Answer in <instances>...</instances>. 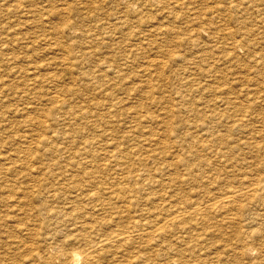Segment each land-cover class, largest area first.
Segmentation results:
<instances>
[{
	"label": "rangeland",
	"instance_id": "rangeland-1",
	"mask_svg": "<svg viewBox=\"0 0 264 264\" xmlns=\"http://www.w3.org/2000/svg\"><path fill=\"white\" fill-rule=\"evenodd\" d=\"M18 1L22 2L20 8L14 9V5H12L13 0H0V180H2V183L0 182V189H3L1 190L2 193L0 194V218L2 215V219H4L3 222H5L6 220V225L11 227V224L13 222H10V220L8 219L9 217L11 219V217L16 215V218L18 219L17 223L22 224L20 225L21 228L17 229L19 231L16 232V230H14L13 228L9 229L5 224H3L2 227L5 230L8 229L7 231H11L13 235L15 234V236H17L16 238H14L15 240L19 241L17 244L21 245L22 243L26 242V248L24 249L29 251L27 252L24 249H14L15 247L13 245H10L8 247L9 243L5 242V238L3 236L1 239L4 238L2 241L5 245L3 244V248H0V255L5 257V259L8 258L6 260V264H41V258L40 260H35L36 256H34L35 253L33 252L36 250H40L39 252H41L46 249V252L51 255H53L56 249L59 250V259H53V262L55 264H59L73 252L84 249L90 241H96L98 240L97 238H103L116 228H125L126 226L130 227L132 226L131 224L137 220H140L141 223L146 221H155L157 215H159L160 217H166L167 211H171L173 208L169 207L170 205H173L174 200L172 199L173 197L170 194L173 193V195H176V191L174 193L173 189L171 188L172 184L171 182H168V180H172L171 174L174 173L175 168H180L179 166L176 167L174 162L179 159L181 160L183 158L185 159L186 157L188 158L191 154H196L192 153L196 152V150H198L197 152H201V156L202 154L205 155L206 151L202 152V150H199L200 147L197 148L198 146L195 145L199 142L203 143L205 141L211 140L213 144L215 143L213 142V139L214 141H216L215 139L217 137H215V135H225V137H228L229 140L231 139L230 137L235 140H245L249 139L250 136L253 135L254 138L256 137L254 141L259 143V145H263L264 140L262 138L264 137H261V134H264V0H161V2H177L181 5L180 8H169L168 10H166L163 6H160L162 4L156 5L155 0H89L88 2L87 0ZM128 1H132L131 4L128 3L129 6L127 5ZM150 5H152V7ZM24 6L25 8H23ZM125 7H127L128 9ZM12 11L14 12L12 13ZM7 12H9L8 16ZM23 12L25 14H23ZM132 12L134 13L132 14ZM21 15L26 16L22 17ZM122 15H124L126 18ZM115 18L117 19L116 21ZM119 18L121 19V21L123 19V21L121 22ZM23 21H25L26 23L24 22L23 24ZM119 21L122 25L126 23L127 27L125 28H128L124 30V34L122 35H118V31H116L119 27L120 30H122V28L124 29V25L121 27ZM110 24L112 25V28ZM23 25L26 26L24 27ZM108 28L113 29L112 31L109 29L112 33H107L109 31L107 30ZM150 28L154 30V32ZM150 30L152 31V34ZM98 31L102 32H100L99 34ZM103 34H106L105 36H108V38L105 36H99ZM147 34L150 35L147 36ZM116 36L120 38H117ZM137 36H139V38ZM20 38H23L21 42H19ZM175 38L176 40H174ZM137 45L139 46L138 50L136 49L134 51V49L137 48ZM132 46L134 48L131 50ZM117 52L122 55L120 56ZM161 53L163 55H161ZM3 55H8V57L13 56V58H11L10 60V58ZM86 55L88 57H86ZM155 55H157L156 57L158 59L155 57ZM6 57L8 58L7 60ZM150 58H154V61H150ZM145 59L147 61H145ZM7 61L10 62V64ZM94 62L96 63V65ZM143 62L144 64L148 63L147 66L143 64V67L145 66V68L140 66ZM151 62L152 64H150ZM104 64H111L113 66L114 73L113 71H103V69L106 68ZM91 65L94 66V69L91 67ZM137 65L139 66V68H137ZM97 69H99L101 73ZM118 69H120L119 72ZM144 69L149 70L148 72L146 71V73H144ZM152 69L155 71L153 72ZM123 76L125 78H123ZM48 77L50 80L52 79L54 81H48ZM137 78L140 81H143L142 78H144L146 82L144 80L143 82L141 81L139 83V81L136 80ZM110 81L112 85L109 84ZM47 82L51 83L49 84ZM104 84L105 87L107 86V84L108 86L105 88ZM54 86L56 89H53ZM135 87L139 88L135 90ZM197 87H200V90H196ZM100 89L102 90L100 91ZM55 90L59 92H55ZM61 91L63 92V94L61 93ZM47 92L49 95L46 94ZM53 93L55 95L59 94V98L57 100L53 98L55 97ZM110 94L111 96H109ZM42 98L45 99L43 100ZM61 100H63L65 103L62 102L61 104ZM22 104L25 105L21 106ZM111 104H113L114 107H112ZM27 105H31V107H28ZM24 106L27 110L23 109ZM79 106H81V108L83 109H81ZM108 106L112 108L110 109ZM103 107H105L106 112ZM65 108L66 110L69 108L70 110L74 109L75 114L73 113V116L69 115V118H67L66 121L62 122L58 120V117L60 116V114L62 115V113L66 111ZM78 108L80 109L77 111ZM20 109H22V111H18ZM58 110L60 112H56ZM80 110L83 111L82 114L80 113L82 112ZM123 110H125L124 113ZM134 111L136 112V114ZM54 112L56 114H54ZM78 112L81 114V116H79ZM119 113L120 115L122 113L121 116H123L124 114L125 116L123 117L127 116V119L119 116ZM38 114L41 116H38ZM46 114H49L50 117ZM52 114L54 115L51 116ZM129 114L131 115L129 116ZM3 115L5 117L1 118ZM136 115H139V117L142 116L143 118L138 117V119ZM75 116L77 118H75ZM82 116L84 118L88 116L87 118L89 120L87 118L84 119ZM27 117L29 119L31 118L32 121H35L33 123H29L30 128L27 125L28 121H30L29 119H27ZM46 118H48V121ZM70 118H72V120ZM93 118H95L94 121L96 122L93 121ZM42 119L45 121V123ZM137 120L139 121V123ZM239 120H241V122ZM68 121L70 123H68ZM74 121L76 122L74 123ZM84 121L86 122V125H83L85 124ZM136 123L138 125H136ZM233 123H237L236 125H234V128L236 127L237 129L239 127L238 130H240V132L235 130L234 132H227V126H230V124L232 126ZM31 124L33 125V127ZM240 125L242 126L240 127ZM38 126L40 127V129ZM31 127L33 129L36 128L35 131L32 130ZM26 128L27 131L25 130ZM30 129L34 133L36 132L39 136L37 134H34ZM39 130L41 132H39ZM258 132H261V134ZM40 133L42 136L40 135ZM68 133L71 137H69ZM191 133H193V135H191ZM28 134L31 135H29L28 137L29 140L31 139V142L26 139ZM254 134L259 135L255 136ZM33 135H35V137ZM52 135L58 137L55 138V136ZM204 135L207 137H204ZM62 136H65V138L67 139ZM38 137L40 139L43 137L41 139L42 141H40ZM259 137H261L260 140L262 139L263 141H259ZM87 138L89 139V141L92 140V142L96 141L97 143H99L97 144L93 142L91 146L86 145L89 143L84 142V140ZM32 139H34L38 143H36ZM54 139L56 142L54 141ZM144 139L146 140V142L149 141L147 143L148 145L145 141H143ZM232 139L230 141H233ZM26 140L29 143L28 145L26 144ZM49 140L52 141L51 144ZM64 140H67L68 142ZM156 141L157 146L155 143ZM41 142H44V144H42ZM82 145L86 149H83ZM96 145L98 146L95 147ZM108 146H114L115 148H109ZM179 146L181 147L178 148ZM23 147H25L26 149ZM63 147L65 150H63ZM189 147H193L192 149L196 147V150H191V148L188 149ZM51 148L53 149V152ZM55 148H60V150L62 149V152L59 151V149ZM118 149H120L121 152L118 151ZM188 150H191L192 152L190 151L189 153ZM55 151L57 152L54 153ZM50 152H52L53 154ZM118 152L120 154H123L119 155ZM154 152H160L161 154H163L164 158L155 159L149 157V154L151 155ZM115 153L116 155H114ZM187 153L188 156L186 155ZM81 154L86 158H89V155H92V157H94L91 158L92 160L90 158L86 159L82 157ZM78 155L81 157H79ZM99 155L103 157H99ZM109 155H114L115 157L109 158ZM196 155L200 156L199 153ZM64 156L65 158L67 156V158L64 159ZM145 157H148V160ZM81 158H83V165L80 160ZM119 158H122V161L119 162ZM35 159L37 160L35 161ZM110 159H113V161L116 159L118 160V162L115 163L113 161H109ZM64 160H66L65 162L68 161V163L62 162ZM86 160L88 162L90 160L91 165H89L90 163H88ZM70 161L78 162L79 164H77L79 166L82 165V167L80 166L81 168L87 170L90 169L91 172L95 170V172L91 173L92 180L87 181L88 176H85L84 169L77 167V164L75 162L74 165V163ZM47 163L51 164L52 169L50 168V164L48 165ZM87 163L88 165L86 166L85 164ZM110 163L113 164L111 165ZM114 163L116 164V167L114 166ZM120 163H124L122 165L123 167H120ZM172 163L174 164L172 165ZM56 164L58 167L56 166ZM64 164L65 166H63ZM47 165L49 167H47ZM168 165H170L171 167H169ZM67 166L70 169H67ZM173 166L175 168H173ZM64 167H66V169ZM114 167L118 168L116 169L117 171L115 170L116 172L113 171ZM127 168L131 172H129ZM141 168H143L144 171L141 170ZM156 168H158V171ZM100 169L102 171H100ZM154 169H156L155 172L157 173L154 172ZM159 169H161L162 174H159ZM36 170H41V172H38ZM119 170L122 171L119 172ZM164 170L168 174H166ZM97 171L100 173L102 172V175L98 173L99 179ZM32 172H37L44 175L40 176L39 174ZM80 172L83 174H81ZM103 172L105 173V177L103 176ZM110 172H112V174ZM124 172H129V174L133 172L134 175L136 173H140L141 177L136 175V178L134 177L132 181L130 179V181H128V179L125 178L129 175ZM70 173L71 175H67ZM27 174L31 176L35 175L34 177H36V179H39V181L33 182L28 180V178H26ZM115 174L118 176L119 180L117 179V176ZM163 174L166 176H163ZM77 175L79 176L77 177ZM96 175L97 177H95ZM146 176H149L148 180H142V178L144 179L146 178ZM2 177L3 179H1ZM47 177L49 178L47 179ZM120 177H122V179L124 180L122 181ZM150 177L152 180L150 179ZM82 178L84 181L81 180ZM15 179H17L16 182ZM139 179L140 181H138ZM74 180L76 181L74 182ZM78 180L80 181V188L83 189L89 187L88 189L91 188V191L93 187L94 190L96 189L95 187H97V189H102L106 188L110 184L113 186L117 185V183L119 182L120 184H123L122 182H127L132 185L134 183V185H136L140 189L135 188L134 192L136 193H132V195L136 194L132 198L135 199L133 200V202H130V196H128L129 198H125L124 201L118 200L116 196H119L120 192L117 191V189L114 191V188L112 187V189H110L112 191L110 192V199H112V203L111 200L108 199L109 194L107 197V194L105 192V194L102 195V199L100 198L99 200L104 201L103 198L105 197L106 202L109 200L108 203H106L109 207L103 210L101 213L97 214L94 211L99 207L98 200L97 202L96 200H93L94 202H89L88 200L85 201L86 199L84 200L83 196L80 197L83 200L78 197L75 201V199L71 198L73 193L70 190H72L71 188L74 187L72 186L74 183L76 185L77 182H79ZM101 180L102 183L104 182L103 184L101 183ZM141 180L143 181L142 185L144 187L140 183ZM97 181H99V183ZM6 182H10V185ZM65 182H67L68 184H66ZM146 182L148 184H146ZM159 182L162 184H160ZM164 182L169 185L163 184ZM65 184L68 186H66ZM90 184H92V187L89 186ZM69 185L72 187H70ZM159 185H161V188L159 187ZM3 186H5L6 188H3ZM64 186L66 188L70 187V189H66ZM167 186L170 188H167ZM63 187L65 188V190ZM114 187L116 188V186ZM21 188L24 189L22 191L24 194L20 192L22 190ZM26 188L28 190L38 189L41 194L40 199L38 200L35 195L26 194ZM167 189H171L172 192L170 190L167 191ZM42 190L44 193H41ZM47 190L48 192H45ZM55 190L56 193H54ZM187 190V187L184 188L183 191L178 190V196H182V198H184V196L186 197L185 194L187 193ZM212 190L213 189L211 188L210 191ZM49 191L53 192L55 195L53 193L50 194ZM66 191L68 194L66 193ZM156 192L157 194H159L158 196ZM160 192L162 193V195H160ZM49 195L52 197H50ZM120 195L126 196V194ZM163 195L165 201H162L163 198L161 196ZM165 195L166 197L167 195H169L170 199L168 197L167 199ZM23 196H26V214L21 213V210L24 209H21V206L18 205H22V203L19 201H22V198H25ZM188 196H190V194ZM158 197L161 198L157 200ZM7 198L9 200H7ZM1 199L3 201H1ZM5 199L8 203L5 202ZM50 199L52 200V202ZM241 199L237 203H241ZM244 199L245 198H243L242 200ZM55 200L58 203H55ZM73 200L77 203V205ZM145 200H147L146 203ZM259 200V198L252 200L245 199L240 204L242 207L241 209L239 208L240 211L238 212L236 211L237 208L234 209L232 207L230 209H234L232 212H236L235 214L237 215V218L234 221H238L237 223L233 221L227 224L224 221H221L222 219L220 220V217H216L214 221L213 219H211V223L213 222V224L210 226L211 228L214 227V229L212 228L213 234L217 235L211 234L207 236L206 239L202 238V241L199 240L198 242L199 244H202V248L208 251H204L203 253H208L209 256L207 257H211L209 258L212 259L210 260L211 262H213L214 264H234V262L236 261L235 264H264V252H262L263 248H261L262 246L264 247V231L262 230L264 228V202L262 199L261 202ZM249 201H251V204L249 203ZM127 202H129V204H127ZM257 202L261 207L258 206L259 204L257 205ZM125 203L126 205H130V207L126 209L127 211H124L122 213L120 221L114 220L113 213H115L116 211H120L121 209L119 207L125 205ZM110 204H113V207ZM116 204H118L117 207H119L115 211ZM132 204L134 206H132ZM160 204H162L163 206H161ZM2 206H5L3 207V210ZM59 206L61 208H59ZM84 206L86 208H84ZM234 206L236 205L234 204ZM68 207H70V209ZM66 208L68 210H66ZM157 208L160 210H158ZM124 209L122 208V210ZM51 210L57 212L56 214L58 216L56 215V218L60 221L54 220L56 218L43 217L44 213H47L46 211ZM71 210V213L73 215H71L70 213ZM9 213H11V215ZM255 213H257L258 215ZM255 215H257L256 218L260 216L258 220L255 218L253 222H249V219L247 218L250 216L255 217ZM5 216H7L6 219ZM125 216L128 217L126 218ZM59 217H62L63 219H60ZM70 218L71 220H69ZM73 219H75V221L81 220V222H84L83 226L85 230H87L84 237L80 236L81 233H79V231L74 230L75 227L72 225L74 222L72 221ZM37 220L41 221L37 222ZM27 223H31L29 225V230L32 231L30 232L28 230L31 234V237H24L21 233H19L20 229L26 227ZM39 223H41V225H39ZM146 223L152 224L149 222ZM250 223L252 225H250ZM255 223L257 224V227ZM70 224L71 226H69ZM260 224L262 225L261 229ZM217 226H219V228ZM251 228L254 232H257V234L260 235L253 236L254 238L246 237V233L244 232V230L247 229L245 231H249L251 230ZM170 229L173 230V228ZM174 231H171V233H173ZM171 233L170 235H172ZM169 240L170 237H167L168 242ZM133 241L134 242L131 245L124 244L121 249L117 248V251L114 250V247L105 248L103 251L107 256H104L103 254L101 256L102 259L100 257V263L110 264L112 262L113 264H121L122 262V264H124L123 261L125 260L123 259L130 258L132 260L131 262H129V264H137L139 260L133 257L135 250L134 248L136 246H144L145 243H150L148 246L144 247L148 249L154 245V248L151 251H146V254L149 255V258H146L145 262L140 261L138 264H143L141 262H144V264H157L158 262V264H164L165 262L167 264H174L170 259V251H164L165 249L163 250L161 244L155 247V245L158 244L155 240H153L155 244H153L152 241L146 242L145 240H141V242L144 241L142 242V244L141 242H139L138 244V241L140 240H136V242L135 240ZM33 244H36V246L38 245L39 247L35 249V246ZM254 245L256 248L254 247ZM243 246H246L249 251L247 253H243L242 257L234 251H239L241 248H243ZM32 247L34 248V250ZM207 248H211L210 251ZM4 249L6 251H4L5 253L3 252ZM107 249H109V252L107 251ZM121 250H124L127 253L124 254V252ZM161 250L164 251V253ZM114 251L118 254H116ZM112 252L115 256L112 255ZM213 252H218L219 254H217V256L215 255V257H212L213 254L211 255V253ZM233 252L237 255H234ZM156 254H159V256L156 257L157 259L153 258L152 256ZM221 254H223L224 256ZM238 255L240 256V258H238ZM259 255L261 256L260 260L258 257ZM118 256H121L120 260V257ZM150 256H152V259ZM234 256H237V259ZM251 256L256 258H251ZM114 257H116L117 259H114ZM162 257H164L165 260H161ZM166 257H168V259ZM214 258H217L215 259L216 262L214 261ZM209 259H207V261ZM231 259H233L234 261ZM253 259L254 261H252ZM23 260L25 262H23ZM104 260H106L107 263L106 261L103 262ZM246 260L247 262L250 261L251 263H247Z\"/></svg>",
	"mask_w": 264,
	"mask_h": 264
},
{
	"label": "bare ground",
	"instance_id": "bare-ground-1",
	"mask_svg": "<svg viewBox=\"0 0 264 264\" xmlns=\"http://www.w3.org/2000/svg\"><path fill=\"white\" fill-rule=\"evenodd\" d=\"M26 1V0H25ZM82 1V0H81ZM89 0H87V2H88ZM156 1V5H160V4H162V5H160V6H163L166 10H168L169 8H180V4H178L177 2H169V1H165V2H161V0H155ZM154 1V2H155ZM104 2V1H103ZM23 3H25V2H23ZM131 4L132 3V1H128L127 2V5L129 6V4ZM22 4V2L21 1H18V0H13V2H12V5H14L13 6V8L15 9V8H20V5ZM81 4V3H80ZM84 4H85V2H84ZM152 4V3H151ZM154 4V3H153ZM24 5V4H23ZM79 5V4H78ZM155 5V6H156ZM130 6H132V5H130ZM151 7H152V5H150ZM98 7V6H97ZM100 7H101V5H100ZM23 8H25V6L23 7ZM82 8V7H81ZM125 8H127V7H125ZM78 9V8H77ZM128 9V8H127ZM126 9V10H127ZM12 10V9H11ZM20 10V9H19ZM21 10H23V9H21ZM135 11V10H134ZM9 12H11V11H9ZM9 12H7V16H8V13ZM14 11H12V13H13ZM136 12V11H135ZM22 13V12H21ZM134 12H132V14H133ZM23 14H25L24 12H23ZM59 15V14H58ZM119 15V14H118ZM117 15V16H118ZM135 15V14H134ZM22 17L23 16H26V15H21ZM60 16V15H59ZM123 17H125L124 15H122ZM24 18H26V17H24ZM116 18H118V17H116ZM115 18V21L117 20ZM126 18V17H125ZM20 19V18H19ZM120 19V18H119ZM120 21H121V19H120ZM120 21H119V23H120ZM122 21H123V19H122ZM121 21V22H122ZM17 22V21H16ZM24 22L25 21H23V24H24ZM111 22V21H110ZM21 23V22H20ZM26 23V22H25ZM113 23H115V22H113ZM124 23V22H123ZM17 24H19V23H17ZM112 24V23H111ZM110 24V25H111ZM121 24V23H120ZM124 25V26H123ZM121 24L120 26L122 27H124V29L122 28V30H120V27L116 30V31H118V35L120 34V35H122V34H124V30H126V29H128V28H125V27H127V24L126 23H124V24ZM24 27L26 26V25H23ZM117 26V25H116ZM129 26V25H128ZM114 27V26H113ZM151 27H153V26H151ZM111 28H112V25H111ZM111 28H108L107 30H113V29H111ZM151 29V28H150ZM105 30V29H104ZM107 30H106V32H107ZM108 31L107 33H112L111 31ZM152 30V29H151ZM150 30V31H151ZM96 31V30H95ZM120 31V32H119ZM149 31V32H150ZM153 32H154V30H152ZM152 31H151V34H152ZM94 32V31H93ZM99 32V34H100V32H102V31H98ZM114 32V31H113ZM137 32V31H136ZM148 32V33H149ZM104 33V32H103ZM140 33V32H139ZM138 33V34H139ZM94 34V33H93ZM98 34V33H97ZM114 34V33H113ZM249 34V33H248ZM95 35V34H94ZM106 35V34H105ZM104 34L103 35H99V36H105ZM112 35V34H111ZM110 35V36H111ZM115 35V34H114ZM113 35V36H114ZM133 35H135V34H133ZM142 35V34H141ZM148 35H150V34H147V36ZM156 35V34H155ZM175 35V34H174ZM247 35V34H246ZM250 35V34H249ZM82 36V35H81ZM89 36V35H88ZM109 36V37H110ZM112 36V37H113ZM143 36V35H142ZM146 36V37H147ZM85 37H87V36H85ZM90 37H91V35H90ZM102 37H100V38H102ZM105 37H107L108 38V36H105ZM111 37V38H112ZM117 38H120V37H118V36H116ZM135 37V36H134ZM138 38H139V36H137ZM75 38H76V36H75ZM78 38V37H77ZM99 38V37H98ZM177 38V37H176ZM176 38L174 39V40H176ZM23 39V38H22ZM21 38H20V41L19 42H21V40H22ZM25 39V38H24ZM142 39V38H141ZM167 39H169V38H167ZM100 40H102V39H100ZM109 40H111V39H109ZM113 40V39H112ZM114 40H115V37H114ZM16 41V40H15ZM173 41V40H172ZM24 42V41H23ZM22 42V43H23ZM174 42V41H173ZM177 42V41H176ZM16 43H18V42H16ZM117 43V42H116ZM167 43V42H166ZM14 44H15V42H14ZM118 44V43H117ZM116 46V45H115ZM134 46V45H133ZM132 46V48H131V50L134 48ZM138 45H137V48H135L134 49V51L137 49L138 50ZM0 48H1V46H0ZM113 50H115V49H113ZM118 50V49H117ZM130 50V49H129ZM128 50V51H129ZM140 50H142V49H140ZM228 51V50H227ZM113 53H114V51H113ZM118 53V52H117ZM121 53V52H120ZM130 53V52H129ZM132 53H134V52H132ZM136 53V52H135ZM86 54V53H85ZM116 54V53H115ZM119 54V53H118ZM120 55V54H119ZM122 55V54H121ZM120 55V56H121ZM161 55H163L162 53H161ZM3 56H7L8 57V55H3ZM2 56V57H3ZM94 56H96V55H94ZM157 55H155V57H156ZM6 57V60L8 59V58H10V60H11V58H13V56L12 57H8L7 58ZM23 57H25V56H23ZM86 57H88L87 55H86ZM90 57V56H89ZM94 58V57H93ZM157 58V57H156ZM211 58V57H210ZM17 59V58H16ZM16 59H13V60H16ZM147 59V58H146ZM145 59V61H147ZM151 59V58H150ZM154 58H152L150 61H154L153 60ZM158 59V58H157ZM12 60V61H13ZM18 60V59H17ZM23 60V59H22ZM90 60V59H89ZM95 60V59H94ZM93 60V61H94ZM149 60V59H148ZM11 61V62H12ZM25 61V60H24ZM63 61V60H62ZM91 61V60H90ZM141 61H143V60H141ZM144 61V62H145ZM158 61V60H157ZM161 61V60H160ZM6 62V61H5ZM8 62V61H7ZM144 62L142 63V65H140V64H138V65H140V66H142L143 67V64H144ZM152 62L150 63V64H152ZM9 64H10V62H8ZM13 63V62H12ZM62 63V62H61ZM95 63V62H94ZM97 63H99V62H97ZM141 63V62H140ZM147 64L148 63H146V64H144L145 66H147ZM158 64V63H157ZM156 64V65H157ZM12 65V64H11ZM95 65H96V63H95ZM97 65H99V64H97ZM105 65V64H104ZM137 65V66H138ZM160 65H161V63H160ZM8 66H10V65H8ZM145 66L143 67V68H145ZM152 66H155V65H152ZM151 66V67H152ZM158 66V65H157ZM164 66V65H163ZM162 66V67H163ZM91 67L93 68L94 66H92L91 65ZM90 67V68H91ZM100 67V66H99ZM102 67H103V65H102ZM105 69H103V71L104 70H107V71H113V73H114V70H113V66L110 64H107V65H105ZM115 67V66H114ZM150 67V66H149ZM149 67H147V68H149ZM160 67V66H159ZM126 68H127V65H126ZM125 68V69H126ZM137 68H139V66L137 67ZM136 68V69H137ZM94 69V68H93ZM92 69V70H93ZM115 69V68H114ZM140 69H142V68H140ZM155 69V68H154ZM162 69V68H161ZM164 69V68H163ZM97 70H99V69H97ZM116 70H117V68H116ZM119 70L120 69H118V72H119ZM127 70V69H126ZM139 70V69H138ZM145 70V69H144ZM149 70V69H148ZM148 70H145V72L144 73H146V71L148 72ZM156 70V69H155ZM155 70H153L152 69V71L154 72ZM100 71V70H99ZM102 71V72H103ZM122 71V70H121ZM150 71H151V68H150ZM116 72V71H115ZM118 72H117V74H118ZM14 73V72H13ZM100 73H101V71H100ZM122 73V72H121ZM10 74V73H9ZM20 74V73H19ZM116 74V73H115ZM115 74H113V75H115ZM149 74V73H148ZM209 74H211V73H209ZM123 75V74H122ZM142 75V74H141ZM146 75V74H145ZM207 75V74H206ZM108 76V75H107ZM106 76V77H107ZM117 76V75H116ZM143 76V75H142ZM141 76V77H142ZM148 76V75H147ZM146 76V77H147ZM208 76V75H207ZM211 76V75H210ZM146 77H145V79H146ZM205 77V76H204ZM212 77V76H211ZM122 78V77H121ZM123 78H125L124 76H123ZM210 78V77H209ZM143 79V81L145 80L144 78H142ZM149 79V78H148ZM47 80V79H46ZM50 79H49V77H48V81H49ZM52 80V79H51ZM50 80V81H51ZM122 80H124V79H122ZM137 81H139V83L142 81H140L138 78L136 79ZM54 80H52V82H53ZM108 81H109V79H108ZM120 81H121V79H120ZM142 81V82H143ZM145 82H146V80H145ZM47 83H49V82H47ZM51 83V82H50ZM49 83V84H50ZM103 83V82H102ZM150 83V82H149ZM100 84V83H99ZM106 84V83H105ZM105 84H104V87H105ZM109 84H111V81L109 82ZM112 85V84H111ZM110 85V86H111ZM136 85H138V84H136ZM135 85V86H136ZM141 85H142V83H141ZM143 85H145V84H143ZM51 86V85H50ZM52 86H53V83H52ZM107 86H108V84H107ZM106 86V87H107ZM97 87V86H96ZM100 87H101V85H100ZM103 87V88H104ZM105 87V88H106ZM140 87V86H139ZM139 87H135V90H137ZM141 87H143V86H141ZM145 87V86H144ZM53 89H56L55 88V86H54V88ZM99 89V88H98ZM102 89H100V91H101ZM122 90V89H121ZM196 90H200V87H197L196 88ZM52 91V90H51ZM25 92V91H24ZM55 92H59V91H56L55 90ZM61 93L63 94V92L61 91ZM61 93H60V96H61ZM47 95H49L48 94V92L46 93ZM54 94V93H53ZM46 95V96H47ZM55 95V94H54ZM51 96V95H50ZM53 96V95H52ZM109 96H111V94L109 95ZM113 96V95H112ZM24 97V96H23ZM26 97V96H25ZM42 97H44V96H42ZM65 97V96H64ZM51 98V97H50ZM50 98H49V100H50ZM53 98H55L56 100L59 98V94H57V95H55V97H53ZM53 98H52V100H53ZM114 98V97H113ZM129 98V97H128ZM43 99V98H42ZM45 99V98H44ZM43 99V100H44ZM46 99H48V98H46ZM65 99V98H64ZM115 99V98H114ZM52 100H51V102H52ZM66 100V99H65ZM130 100V99H129ZM183 100V99H182ZM46 101V100H45ZM44 101V102H45ZM60 101V100H59ZM47 102H49V101H47ZM62 102H64L63 100H61V104H62ZM59 103V102H58ZM65 103V102H64ZM30 104V103H29ZM23 105H25V104H22L21 106H23ZM65 105V104H64ZM64 105H62V106H64ZM28 106V105H27ZM58 106V105H57ZM111 106L112 107H114V105L113 104H111ZM28 107H31V105H29ZM80 108H81V106H79ZM83 107V106H82ZM110 109L112 108V107H110V106H108ZM115 107H116V105H115ZM23 108V107H22ZM63 108V107H62ZM80 108H78L77 109V111L80 109ZM104 108V110H105V107H103ZM23 109H25V110H27L26 108H25V106H24V108ZM59 109V108H58ZM75 109H76V107H75ZM81 109H83V108H81ZM118 109H121V108H118ZM55 110H56V108H55ZM62 110V109H61ZM65 110H66V108H65ZM113 110V109H112ZM117 110V109H116ZM16 111H17V109H16ZM18 111H22V109H20V110H18ZM24 111V110H23ZM29 111V110H28ZM74 109H71L70 110V108L69 109H67L65 112L64 111H62V112H64V113H62V115L60 114V116L58 117V115H57V117L59 118L58 120H60V121H66L67 120V118H69V115H74L75 113H74ZM80 111H82V110H80ZM114 111V110H113ZM118 111V110H117ZM124 111L125 110H123V113H124ZM130 111V110H129ZM48 112V111H47ZM46 112V113H47ZM56 112H60L59 110L58 111H56ZM105 112H106V110H105ZM110 112V111H109ZM121 112V111H120ZM135 112V111H134ZM1 113V112H0ZM25 113V112H24ZM26 113H27V111H26ZM25 113V114H26ZM51 113H53V112H51ZM74 113V114H73ZM79 113V112H78ZM81 114L83 113V111L82 112H80ZM79 113V116H81V114ZM88 113V112H87ZM115 113V112H114ZM114 113H112V114H114ZM132 113V112H131ZM4 114V113H3ZM54 114H56L55 112H54ZM54 114H52L51 116H53ZM77 114V113H76ZM86 114V113H85ZM85 114H84V116H85ZM89 114V113H88ZM110 114V113H109ZM133 114V113H132ZM135 114H136V112H135ZM5 115V114H4ZM2 116L1 118H4L5 116ZM46 115H48L49 116V114H46ZM78 115V114H77ZM111 115V114H110ZM121 115H122V113H121ZM120 115V113H119V116H121ZM131 114H129V116H130ZM134 115V114H133ZM38 116H41V115H39L38 114ZM112 116V115H111ZM123 116H125L124 114H123ZM123 116H121V117H123ZM137 116V115H136ZM36 117V116H35ZM50 117V116H49ZM48 117V118H49ZM55 117H56V115H55ZM83 117V116H82ZM88 117V116H87ZM86 117V118H87ZM114 117V116H113ZM127 117V116H126ZM126 117H123V118H126ZM139 117V115L137 116V118ZM140 117H142V116H140ZM139 117V118H140ZM33 118H34V116H33ZM32 118V119H33ZM43 118V117H42ZM44 118H45V116H44ZM48 118H46L47 119V121H48ZM74 118V117H73ZM75 118H77L76 116H75ZM84 118V117H83ZM86 118H84V119H86ZM122 118V119H123ZM129 118V117H128ZM138 118V119H139ZM143 118V117H142ZM141 118V119H142ZM27 119H29L28 117H27ZM40 119V118H39ZM45 119V120H46ZM71 120H72V118H70ZM80 119V118H79ZM88 119V118H87ZM94 119L95 118H93V121H94ZM127 119V118H126ZM133 119V118H132ZM134 119H135V117H134ZM133 119V120H134ZM30 121H28V126H29V128H30V125H29V123L31 122V123H33V122H35V121H32L31 120V118L29 119ZM43 120V119H42ZM69 120V119H68ZM74 120V119H73ZM89 120V119H88ZM82 121V120H81ZM87 121V120H86ZM92 121V120H91ZM110 121V120H109ZM108 121V122H109ZM128 121H129V119H128ZM138 121V120H137ZM240 122H241V120H239ZM1 122V121H0ZM43 122L45 123V121L43 120ZM54 122H57V121H54ZM76 121H74V123H75ZM94 122H96V121H94ZM24 123V122H23ZM48 123H50V122H48ZM67 123V122H66ZM68 123H70L69 121H68ZM84 123L85 124H83V125H86V122L84 121ZM91 123V122H90ZM130 123V122H129ZM135 123V122H134ZM138 123H139V121H138ZM26 124V123H25ZM35 124V123H34ZM237 124V123H236ZM235 123H233V125L231 126V124H230V126H227V132L228 133H230V131H232V132H234V130L235 131H239L240 132V130H238V128L236 129V127L234 128V125H236ZM32 125V124H31ZM38 125V124H37ZM41 125H43V124H41ZM136 125H138L137 123H136ZM223 125H225V124H223ZM226 125H228V124H226ZM26 126V125H25ZM34 126H36V125H34ZM91 126V125H90ZM103 126H104V124H103ZM133 126H135V125H133ZM242 125H240V127H241ZM4 127V126H3ZM27 127V126H26ZM32 127H33V125H32ZM31 127V128H32ZM39 127V126H38ZM47 127H48V124H47ZM46 127V128H47ZM100 127V126H99ZM113 127H114V125H113ZM217 127H219V126H217ZM221 127V126H220ZM28 128V129H29ZM44 128V127H43ZM43 128H41V129H43ZM45 128V129H46ZM199 128V127H198ZM202 128V127H201ZM204 128V127H203ZM224 128V127H223ZM35 129L36 128H32V130H34L35 131ZM39 129H40V127H39ZM103 129V128H102ZM242 129H243V127H242ZM26 131H27V128L25 129ZM24 130V131H25ZM31 130V129H30ZM31 130V131H32ZM73 130H75V129H73ZM105 130V129H104ZM112 130V129H111ZM206 130V129H205ZM204 130V131H205ZM264 130V129H263ZM25 131V132H26ZM29 131V130H28ZM102 131V130H101ZM100 131V132H101ZM203 131V130H202ZM245 131H247V130H245ZM30 132V131H29ZM33 132V131H32ZM31 132V133H32ZM39 132H41L40 130H39ZM74 132V131H73ZM97 132V131H96ZM103 132V131H102ZM195 132H196V129H195ZM30 133V134H31ZM34 133V132H33ZM242 133V132H241ZM248 133V132H247ZM254 133V132H253ZM252 133V134H253ZM258 133H260L261 134V132H258ZM264 133V132H263ZM30 134H28V136H27V138L26 139H28L29 140V135ZM34 134H37L36 132L34 133ZM69 134V133H68ZM205 134V133H204ZM38 135V134H37ZM40 135H41V133H40ZM72 135V134H71ZM104 135V134H103ZM151 135H153V134H151ZM191 135H193V133H191ZM190 135V136H191ZM244 135V134H243ZM255 135V134H254ZM256 135H259V134H256ZM255 135V136H256ZM31 136V135H30ZM34 137H35V135H33ZM39 136V135H38ZM42 136V135H41ZM52 136H55V135H52ZM66 136H68V135H66ZM217 136V137H216ZM228 136H230V135H228ZM264 137V134L262 135L261 134V137ZM56 137H58V136H55V138ZM62 137H64L65 138V136H62ZM69 137H71L70 136V134H69ZM189 137V136H188ZM192 137V136H191ZM204 137H207V136H205L204 135ZM215 137H216V141H214V139H213V142H215V143H213L212 144V142H211V140H208V141H205V142H203V143H197V144H195L196 146H198L197 148H199L200 147V149L199 150H202V152L203 151H206V154L205 155H203L202 154V156L200 155L201 154V152H197L198 150H196L195 148L194 149H192L193 147H189L188 149H190L191 148V150H196V152H192L191 150V152L192 153H196V154H198L199 153V155L200 156H197L196 154H191L188 158L186 157L185 159L183 158V159H179V160H177L176 162H174L175 163V165H176V167H180L179 169L178 168H175L174 166H173V168H175V170H174V173L173 174H171L172 175V177H171V179L172 180H168V182H171V184H172V189H173V191H174V193H175V191H176V195H173V193L172 194H170V195H172V199H174L173 200V205L171 206H169V207H173L172 208V210L171 211H167V213H166V217L165 216H163V217H160L159 215H157L156 216V218H155V221H146V222H149V223H152V224H147L146 222H143V223H141V221L140 220H137V221H135V222H133L131 225L132 226H126L125 228H116V229H114L113 231H111L107 236H105V237H103V238H97L98 240H96V241H90L88 244H87V246L84 248V249H82V250H80V251H75V252H73L70 256H67L66 258H65V260H63V261H61L59 264H101L100 262H101V260H100V257L104 254V256H107V255H105L106 253H104V249L105 248H108V247H114V250H116L117 251V248L119 249H121V247H123L124 246V244H132L134 241L133 240H135V242H136V240H140V241H138V244H139V242H141V240H145L146 242L147 241H149V242H151L152 241V243L153 244H155L154 243V241L153 240H155L158 244L157 245H155V247L156 246H158L159 244H161V246L163 247V250L164 251H170V254H171V261H173V263L174 264H214L213 262H211L210 260H212V259H209V258H211V257H207V256H209L208 255V253L207 254H205V253H203L204 251H206L204 248H202V244L200 243H198L199 242V240H201L202 238L204 239H206V237L207 236H209V235H211V234H213V231H212V228L214 229V227H212L211 228V226L210 225H212L213 224V222L211 223V219H213V221H214V219L216 218V217H220V220L221 221H224L225 223H231V222H233L234 220H236V218H237V215L235 214L236 212H232L234 209H236V211L238 212V211H240V209H241V203L245 200V199H250V200H252V199H257V198H259L260 200V202L263 200V202H264V143L263 142H260V143H263V145H259V143H257V142H255L254 140H255V138H254V136L253 135H251L250 136V138L249 139H245V140H240V139H237V140H235V139H232V137H230L233 141H230L229 139H228V137H225V135L223 136V135H215ZM261 137H259L258 139H259V141H261L262 139L264 140V138H262L261 140H260V138ZM31 138V137H30ZM43 138V137H42ZM41 138V139H42ZM60 138V137H59ZM185 138H186V136H185ZM38 139H40L39 137H38ZM40 139V141H42ZM51 139V138H50ZM58 139V138H57ZM65 139H67V138H65ZM155 139H157V138H155ZM159 139V138H158ZM31 140V139H30ZM29 140V141H30ZM32 140H34V139H32ZM69 140H70V138H69ZM82 140H84V139H82ZM94 140V139H93ZM151 140H152V138H151ZM163 140V139H162ZM161 140V141H162ZM181 140H183V139H181ZM181 140H180V142H181ZM262 140V141H263ZM27 141V140H26ZM35 141V140H34ZM48 141V140H47ZM46 141V142H47ZM54 141H55V139H54ZM64 141H67V140H64ZM101 141V140H100ZM143 141H145L146 142V140L144 139ZM155 141V140H154ZM165 141V140H164ZM187 141H188V139H187ZM189 141H191V140H189ZM257 141V140H256ZM31 142V141H30ZM36 142V141H35ZM45 142V141H44ZM44 142L42 143V144H44ZM49 142H50V144H51V142L52 141H50L49 140ZM56 142V141H55ZM68 142V141H67ZM84 142H89L88 144H86V145H89V146H91V144L94 142H92V140L91 141H89V139L87 138V139H85L84 140ZM149 142V141H148ZM148 142H146V144L148 143ZM185 142H186V140H185ZM36 143H38V142H36ZM94 143H97L96 141L94 142ZM99 143V142H98ZM97 143V144H98ZM156 143V146H157V141L155 142ZM159 143V142H158ZM164 143V142H163ZM166 143V142H165ZM172 143H173V141H172ZM177 143V142H176ZM183 143V142H182ZM27 145L29 144L28 143V141H27V143H26ZM49 144V143H48ZM103 144V143H102ZM181 144V143H180ZM194 144V143H193ZM215 144V145H214ZM25 145V144H24ZM32 145V144H31ZM105 145V144H104ZM103 145V146H104ZM148 145V144H147ZM152 145H154V144H152ZM158 145H160V144H158ZM163 145H165V144H163ZM173 145V144H172ZM174 145H176V144H174ZM179 145V144H178ZM177 145V146H178ZM192 145V144H191ZM194 145V146H195ZM26 146V145H25ZM36 146H38V145H36ZM41 146V145H40ZM83 146V145H82ZM98 145H96L95 147H97ZM34 147V146H33ZM88 147V146H87ZM94 147V148H95ZM109 147V146H108ZM110 147H112V146H110ZM109 147V148H110ZM114 147V146H113ZM112 147V148H113ZM162 147V146H161ZM181 146H179L178 148H180ZM23 148H25V147H23ZM32 148V147H31ZM40 148H42V147H40ZM39 148V149H40ZM89 148V147H88ZM87 148V149H88ZM115 148V147H114ZM176 148V147H175ZM26 149V148H25ZM52 149V148H51ZM55 149H59V151H61L60 150V148H55ZM83 149H86V148H84V146H83ZM96 149V148H95ZM98 149V148H97ZM107 149V148H106ZM182 149V148H181ZM181 149H179V150H181ZM185 149V148H184ZM31 150V149H30ZM63 150H65L64 149V147H63ZM78 150V149H77ZM102 150V149H101ZM116 150V149H115ZM124 150V149H123ZM122 150V151H123ZM74 151H75V149H74ZM86 151V150H85ZM84 151V152H85ZM117 151V150H116ZM118 151H120V149H118ZM189 151V150H188ZM190 151H189V153H190ZM27 152V151H26ZM52 152H53V149H52ZM52 152H50V153H52ZM57 151H55L54 153H56ZM62 152V151H61ZM65 152V151H64ZM96 152H97V150H96ZM121 152V151H120ZM76 153V152H75ZM101 153V152H100ZM119 153V152H118ZM186 153V152H185ZM53 154V153H52ZM52 154H51V156H52ZM62 154V153H61ZM67 154H68V152H67ZM69 154H70V152H69ZM73 154V153H72ZM80 154V153H79ZM85 154V153H84ZM88 154H89V152H88ZM87 154V155H88ZM97 154H99V153H97ZM96 154V155H97ZM121 154H123V153H121ZM120 153H119V155H121ZM75 155V154H74ZM82 155V154H81ZM102 155V154H101ZM101 155H99V157L101 156ZM114 155H116V153L114 154ZM114 155H109L108 157L109 158H113V157H115ZM187 156H188V153L186 154ZM70 156H71V154H70ZM79 156V155H78ZM118 156V155H117ZM148 156V155H147ZM77 157V156H76ZM79 157H81V156H79ZM82 157H84V155H82ZM90 159L91 158H93L92 157V155H89L88 156ZM101 157H103V156H101ZM119 157V156H118ZM149 157H151V158H155V159H163L164 158V156H163V154H161L160 152H154L153 154H149ZM185 157V156H184ZM238 157H240V158H238ZM66 158H67V156H66ZM65 158V156H64V159H66ZM74 158V157H73ZM84 158H86V157H84ZM89 158H86V159H89ZM123 158V157H122ZM122 158L120 159L119 158V162L120 161H122ZM146 158V157H145ZM145 158H143V159H145ZM166 158H167V156H166ZM165 158V159H166ZM174 158V157H173ZM40 159V158H39ZM68 159H69V155H68ZM82 159L83 158H81L80 160H81V162H82ZM118 159V158H117ZM124 159V158H123ZM147 160H148V157L146 158ZM164 159V160H165ZM37 159H35V161H36ZM76 160V159H75ZM77 160H78V158H77ZM85 160V159H84ZM83 160V161H84ZM92 160V159H91ZM51 161V160H50ZM59 161H60V159H59ZM66 160H64V161H62V162H65ZM87 161V160H86ZM109 161H113V159L111 160H109ZM154 161H156V160H154ZM158 161V160H157ZM32 162V161H31ZM55 162V161H54ZM70 162H73V161H70ZM76 164L78 163V162H76V161H74ZM73 162V163H74ZM88 162V161H87ZM113 162H115V163H117L118 162V160H114ZM173 162V161H172ZM56 163H59V162H56ZM65 163H68V161L67 162H65ZM75 163H74V165H75ZM85 163V162H84ZM88 163H90V160H89V162ZM88 163L87 164H85L86 166L88 165ZM114 163V164H115ZM144 163V162H143ZM154 163V162H153ZM174 163H172V165L174 164ZM48 164V163H47ZM50 164V163H49ZM48 164V165H49ZM52 164H53V161H52ZM79 164V163H78ZM76 165L77 167H82V165H83V162H82V165ZM81 164V163H80ZM107 164H109V163H107ZM111 164V163H110ZM113 164V163H112ZM111 164V165H112ZM121 164V163H120ZM124 163H122L121 165H120V167L123 165ZM155 164V163H154ZM153 164V165H154ZM30 165V164H29ZM47 165V167H49ZM59 165V164H58ZM68 165V164H67ZM72 165V164H71ZM89 165H91V163L89 164ZM145 165V164H144ZM147 165V164H146ZM170 165H171V163H170ZM170 165H168L169 167H171ZM240 165V166H239ZM56 166H57V164H56ZM63 166H65V164L63 165ZM115 167H116V164L114 165ZM239 167V168H237V167ZM26 167H27V164H26ZM31 167V166H30ZM52 167H55V166H52ZM58 167V166H57ZM56 167V168H57ZM59 167H60V165H59ZM75 167V166H74ZM73 167V168H74ZM76 167V168H77ZM80 167V168H81ZM85 167V166H84ZM107 167V166H106ZM109 167V166H108ZM113 167V166H112ZM114 167V169H113V171H115L116 169H118V168H115ZM123 167V166H122ZM241 167V168H240ZM243 167V168H242ZM50 168H51V164H50ZM61 168V167H60ZM65 169H66V167H64ZM69 167L67 166V169H68ZM135 168V167H134ZM165 168V167H164ZM52 169V168H51ZM59 169V168H58ZM70 169V168H69ZM81 169H84V168H81ZM121 169V168H120ZM124 169V168H123ZM133 169V168H132ZM157 169V171H158V168H156ZM156 169H154V172H155V170ZM167 169V168H166ZM44 170V169H43ZM57 170V169H56ZM55 170V171H56ZM89 170V171H88ZM84 169V174H85V176H88V179H87V181H90V180H92V174L91 173H93V172H95V170H93V172H91V170L90 169ZM125 170V169H124ZM123 170V171H124ZM127 170L129 171V169L127 168ZM127 170H126V172H127ZM135 170V169H134ZM141 170H143V168H141ZM140 170V171H141ZM160 170V173L159 174H162L161 173V169H159ZM36 171H38V170H36ZM52 171V170H51ZM58 171H60V170H58ZM69 171V170H68ZM100 171H102L101 169H100ZM117 171V170H116ZM115 171V172H116ZM122 171V170H121ZM120 170H119V172H121ZM133 171V170H132ZM138 171H139V169H138ZM137 171V172H138ZM144 171V170H143ZM142 171V172H143ZM148 171V170H147ZM165 171V170H164ZM169 171V170H168ZM38 172H41V170L40 171H38ZM45 172V171H44ZM75 172V171H74ZM126 172H124V173H126ZM129 172H131V171H129ZM129 172L128 173H126V174H128L129 176H127L125 179H128V181H132V179L137 175V176H139V177H141V174L140 173H136L135 175L133 174V172L132 173H130L129 174ZM152 172V171H151ZM153 172V173H154ZM166 172V171H165ZM164 172V173H165ZM32 173H37V172H32ZM67 173H69V172H67ZM81 173V172H80ZM98 173H100V172H98L97 171V174ZM102 173V172H101ZM100 173V174H101ZM104 173V172H103ZM111 174H112V172H110ZM152 173V174H153ZM155 173H157V172H155ZM1 174V173H0ZM9 174V173H8ZM37 174H39L40 176L42 175L41 173H37ZM36 174V175H37ZM47 174V173H46ZM63 174H64V172H63ZM73 174V173H72ZM81 174H83V173H81ZM95 174V173H94ZM94 174H93V176H94ZM146 174H148V173H146ZM158 174V175H159ZM166 174H168L167 172H166ZM4 175V174H3ZM23 175V174H22ZM34 175V174H33ZM44 175V174H43ZM42 175V176H43ZM67 175H71V173L70 174H67ZM76 175V174H75ZM74 175V176H75ZM102 175V174H101ZM116 175V174H115ZM122 175H123V172H122ZM5 176V175H4ZM25 176V175H24ZM35 176V175H34ZM34 176H31V175H26V178H28V180H30V181H33V182H35V181H39V179H36V177H34ZM53 176V175H52ZM79 175H77V177H78ZM82 176V175H81ZM103 176L105 177V173L103 174ZM109 176V175H108ZM117 176V175H116ZM115 176V177H116ZM125 176V175H124ZM157 176V175H156ZM163 176H166V175H164L163 174ZM170 176V175H169ZM23 177V176H22ZM39 177V176H38ZM83 177V176H82ZM95 177H97V175L95 176ZM102 177V176H101ZM149 177V176H148ZM148 177L146 176V178H142V180H148ZM152 177V176H151ZM151 177H150V179H151ZM153 177H154V175H153ZM8 178V177H7ZM49 177H47V179H48ZM53 178V177H52ZM58 178H60V177H58ZM73 178V177H72ZM85 178H87V177H85ZM91 178V179H90ZM121 179H122V177H120ZM136 178V177H135ZM156 178V177H155ZM161 178V177H160ZM159 178V179H160ZM1 179H3V177L1 178ZM42 179H43V177H42ZM66 179V178H65ZM74 179V178H73ZM94 179V178H93ZM98 179H99V174H98ZM105 179V178H104ZM110 179H113V178H110ZM117 179H118V176H117ZM130 179V180H129ZM163 179V178H162ZM9 180V179H8ZM12 180V179H11ZM16 180L17 179H15V182H16ZM26 180V179H25ZM41 180V179H40ZM69 180H70V178H69ZM68 180V181H69ZM77 180V179H76ZM76 180H74V182L76 181ZM81 180H83V178L81 179ZM119 180V179H118ZM118 180H117V182H118ZM124 179H122V181H123ZM137 180V179H136ZM141 180V185H142V181ZM152 180V179H151ZM165 180V179H164ZM2 180H0V182H1ZM19 181V180H18ZM42 181V180H41ZM46 181V180H45ZM79 181V180H78ZM84 181V180H83ZM83 181H81V182H83ZM86 181V180H85ZM95 181H96V179H95ZM104 181V180H103ZM138 181H140V179L138 180ZM144 181V182H145ZM159 181V180H158ZM167 181V180H166ZM4 182V181H3ZM27 182V181H26ZM29 182V181H28ZM73 182V181H72ZM98 183H99V181H97ZM116 182V183H117ZM134 182V181H133ZM155 182V181H154ZM153 182V183H154ZM162 182V181H161ZM2 183V182H1ZM7 184H9L8 182H6ZM66 184H68L67 182H65ZM79 183H80V181L79 182H77V186H79ZM89 183V182H88ZM88 183H86V184H88ZM101 183H102V180H101ZM104 183V182H103ZM102 183V184H103ZM109 183V182H108ZM123 184H120V182L119 183H117V185H114V186H116V188L113 186V185H111L110 183V185H108L106 188H100V189H97V187H95L96 189L94 190L93 188H92V191L90 190V189H88V188H80V186L79 187H77L76 185H75V183L72 185V186H74L73 188H71L72 190H70L73 194H72V199H75V201H76V198H80V197H84V200L85 201H89V202H91V201H93V200H96V202H97V200L99 201V207L94 211L95 213H97V214H99V213H101L103 210H105L106 208H108L109 206H108V204H106V203H108V201L106 202L105 200V197L103 198V200L104 201H102V200H99L100 198L102 199V195L103 194H105V192H106V194H107V197H108V194H109V197H108V199H110V195H111V193L110 192H112L110 189H112V187L114 188L113 190L115 191L116 189H117V191H119L120 192V194H126V196H121L120 194H119V196H116V194H115V196H116V198L118 199V200H125V198H127L128 196H130V202H133V200L135 199H132L133 198V196H135V195H132V193L134 192V190H135V188H139V187H137L136 185H134V183H133V185L132 184H129V183H124V182H122ZM138 183V182H137ZM140 183H139V185H140ZM157 183V182H156ZM160 183V182H159ZM16 184V183H15ZM32 184V183H31ZM34 184V183H33ZM65 184V185H66ZM70 184V183H69ZM85 184V183H84ZM112 184H113V180H112ZM115 184V183H114ZM146 184H148L147 182H146ZM150 184V183H149ZM160 184H162V183H160ZM163 184H166L165 182L163 183ZM10 185V184H9ZM59 185V184H58ZM82 185V184H81ZM95 185V184H94ZM166 185H169V184H166ZM13 186V185H12ZM23 186V185H22ZM24 186H26V185H24ZM56 186V185H55ZM66 186H68V185H66ZM70 186V185H69ZM72 186H70V187H72ZM83 186V185H82ZM89 186H91L92 187V184H90ZM100 186V185H99ZM103 186V185H102ZM143 186V185H142ZM161 185H159V187H160ZM5 186H3V188H4ZM10 187V186H9ZM58 187V186H57ZM65 187V186H64ZM63 187V188H64ZM70 187H67V188H69L70 189ZM85 187V186H84ZM105 187V186H104ZM144 187V186H143ZM147 187V186H146ZM187 187V193L185 194L186 195V197L184 196V198H182V196H178L179 195V193H178V190H180V191H183L184 190V188H186ZM6 188V187H5ZM11 188V187H10ZM9 188V189H10ZM66 188V187H65ZM65 188H64V190H65ZM66 188V189H67ZM80 188V189H79ZM154 188V187H153ZM161 188V187H160ZM167 188H170V187H168L167 186ZM213 189L212 191H210V189ZM19 189H20V187H19ZM22 190L20 191V192H22L24 189H25V187H24V189L23 188H21ZM104 189H106V190H104ZM140 189V188H139ZM143 189V188H142ZM164 189V188H163ZM1 190H3V189H0V191ZM7 190V189H6ZM5 190V191H6ZM49 190H51V189H49ZM63 190V191H64ZM150 190V189H149ZM155 190V189H154ZM158 190H159V188H158ZM168 190H170L171 191V189H167V191ZM25 191H27L26 192V194H29V195H35L36 197H37V199L39 200L40 199V196H41V194H40V191L37 189V190H33V189H31V190H28L27 188H26V190ZM60 191V190H59ZM91 191V192H90ZM116 191V192H117ZM138 191V190H137ZM140 191V190H139ZM161 191V190H160ZM169 191V192H170ZM10 192V191H9ZM45 192H48V190L47 191H45ZM50 192V191H49ZM116 192H114V193H116ZM172 192V191H171ZM2 193V191L0 192V194ZM23 193V192H22ZM41 193H44L43 192V190L41 191ZM51 193H53V192H50V194ZM54 193H56V190H55V192ZM53 193V194H54ZM66 193H67V191H66ZM113 193V194H114ZM134 193H136V192H134ZM155 193V192H154ZM161 193V192H160ZM180 193H182V192H180ZM24 194V193H23ZM68 194V193H67ZM71 194V193H70ZM156 194H157V192H156ZM190 194V196H188V195ZM17 195V194H16ZM55 195V194H54ZM159 194H157V196H158ZM160 195H162V193L160 194ZM22 196V195H21ZM50 196V195H49ZM59 196V195H58ZM69 196V195H68ZM104 196H106V195H104ZM152 196V195H151ZM23 197H25L24 199L22 198V201H19V202H21L22 203V205L21 204H18V205H20L21 207V209H24V210H21L22 212V214H26L25 212H26V196H23ZM46 197V196H45ZM44 197V198H45ZM50 197H52V196H50ZM54 197V196H53ZM153 197V196H152ZM156 197V196H155ZM162 198L164 197V195L163 196H161ZM161 197H158V199L157 200H159V198H161ZM165 197H166V195H165ZM167 197L170 199V196L169 195H167ZM166 197V198H167ZM175 197V198H174ZM18 198V197H17ZM20 198V197H19ZM42 198V197H41ZM113 198V197H112ZM115 198V197H114ZM129 198V197H128ZM151 198V197H150ZM167 198V199H168ZM243 198H245L244 200H242ZM53 199V198H52ZM81 199V198H80ZM79 199V200H80ZM149 199V198H148ZM241 199V203H237L239 200ZM262 199V200H261ZM7 200H9L8 198H7ZM12 200V199H11ZM17 200H19V199H17ZM17 200H14V201H17ZM21 200V199H20ZM51 200V199H50ZM81 200H83V199H81ZM111 200V203H112V199H110ZM129 200V199H128ZM161 200V199H160ZM1 201H3L2 199H1ZM13 201V202H14ZM23 201H24V203H23ZM70 201H72V200H70ZM74 201V200H73ZM74 201V203L77 205V203ZM146 201L147 200H145V203H146ZM162 201H165L164 200V198L162 199ZM169 201V200H168ZM257 201V200H256ZM5 202H7L6 201V199H5ZM12 202V201H11ZM18 202V203H19ZM51 202H52V200H51ZM50 202V203H51ZM77 202H78V199H77ZM81 202H83V201H81ZM88 202V203H89ZM94 202V201H93ZM126 202V201H125ZM251 201H249V203H250ZM255 202V201H254ZM262 202V203H263ZM8 203V202H7ZM55 203H58V202H56V200H55ZM55 203H53V204H55ZM66 203H68V202H66ZM65 203V204H66ZM113 203H114V201H113ZM121 203V202H120ZM248 203V202H247ZM246 203V204H247ZM14 204V203H13ZM12 204V205H13ZM15 204H16V202H15ZM62 204V203H61ZM73 204V203H72ZM80 204V203H79ZM82 204V203H81ZM86 204V203H85ZM84 204V205H85ZM127 204H129V202H127ZM131 204V203H130ZM171 204V203H170ZM234 204L236 205V206H234ZM251 204V203H250ZM259 203L257 202V205H258ZM4 205V204H3ZM9 205V204H8ZM10 205H11V203H10ZM59 205H60V203H59ZM70 205V204H69ZM76 205H75V207H76ZM111 205V204H110ZM117 205L118 204H116V209H115V211L117 210V208L119 207H117ZM161 206H163L162 204H160ZM5 206H7V205H5ZM5 206H2V210H3V207H5ZM14 206V205H13ZM52 206V205H51ZM80 206V205H79ZM112 207H113V204L111 205ZM132 206H134L133 204H132ZM160 206V207H161ZM258 206H260V204L258 205ZM15 207V206H14ZM62 207H63V205H62ZM65 207V206H64ZM115 207V206H114ZM130 207V205H126V203H125V205H122V206H120L119 208L121 209L120 211H116L115 213H113V218H114V220H118V221H120V217L122 216V213L124 212V211H127L126 209L127 208H129ZM159 207V206H158ZM234 208L233 210H230L231 208ZM245 207V206H244ZM261 207V206H260ZM9 208V207H8ZM18 208V207H17ZM59 208H61L60 206H59ZM69 209H70V207H68ZM84 208H86L85 206H84ZM122 208L124 209V210H122ZM132 208V207H131ZM170 208V209H171ZM240 208V209H239ZM0 209H1V206H0ZM72 209V208H71ZM158 209V208H157ZM262 209V208H261ZM5 210V209H4ZM14 210V209H13ZM18 210V209H17ZM20 210V209H19ZM66 210H68L67 208H66ZM74 210V209H73ZM77 210V209H76ZM158 210H160V209H158ZM225 210V211H224ZM131 211V210H130ZM227 211V212H226ZM9 212H11V211H9ZM14 212H15V210H14ZM14 212H12V213H14ZM20 212V211H19ZM47 213H44V216L43 217H50V218H56V211H54V210H51V211H46ZM72 212V210L70 211V213ZM76 212V211H75ZM1 213V212H0ZM3 213H4V211H3ZM5 213H8V212H5ZM16 213V212H15ZM77 213V212H76ZM131 213V212H130ZM219 213V214H218ZM260 213V212H259ZM10 215H11V213H9ZM19 214V213H18ZM59 214V213H58ZM75 214V213H74ZM160 214V213H159ZM224 214V215H223ZM255 214H257V213H255ZM263 214H264V212H263ZM263 214H261V215H263ZM14 215V214H13ZM21 215V214H20ZM61 215V214H60ZM71 215H73L72 213H71ZM227 215H229V216H227ZM258 215V214H257ZM257 215H255V217H252V216H250V217H248L247 219H249L248 221L249 222H253V220L256 218V216ZM260 215V214H259ZM8 216V215H7ZM7 216H5V219L7 218ZM58 216V215H57ZM75 216V215H74ZM73 216V217H74ZM253 216H254V214H253ZM22 217V216H21ZM24 217H26V216H24ZM70 217V216H69ZM77 217V216H76ZM126 217V216H125ZM128 217V216H127ZM126 217V218H127ZM260 216H258V218H259ZM263 217V216H262ZM49 218V219H50ZM60 218V217H59ZM62 218V217H61ZM60 218V219H61ZM71 218H72V216H71ZM71 218L69 219V220H71ZM79 218V217H78ZM77 218V219H78ZM258 218H256L257 220H258ZM1 219H2V215H1V218H0V248L3 246V244H4V242L2 241L4 238H5V242H7V243H9V245H8V247L10 246V245H13L15 248L14 249H24V248H26V242L25 243H22L21 245H19V244H17L19 241L18 240H15L14 238H16L17 236H15V234L13 235L12 233H11V231H7V230H5L2 226H3V224H5L6 225V220H5V222H3L4 221V219H2V221H1ZM63 219V218H62ZM261 219V218H260ZM8 220H10V222H13L12 224H11V227H9V226H7L6 225V227H8L9 229L10 228H13L14 230H16V232L17 231H19V230H17L18 228H21L20 227V225H22V224H18L17 223V218H16V215L15 216H13V217H11V219H10V217H9V219ZM7 220V221H8ZM13 220V221H12ZM54 220H57V218L56 219H54ZM65 220V219H64ZM68 220V219H67ZM24 221V220H23ZM41 221V220H40ZM40 221H38L37 220V222H40ZM57 221H60V220H57ZM66 221V220H65ZM64 221V222H65ZM72 221H74L73 222V226L75 227V229H74V227H73V229L74 230H77V231H79V233H81L80 234V236L81 237H84L85 236V232L87 231V230H85V228H84V226H83V224H84V222L82 221L81 222V220L80 221H75V219H73ZM219 221V220H218ZM263 221H264V219H263ZM262 221V222H263ZM1 222H3V223H1ZM32 222V221H31ZM34 222V221H33ZM131 222V221H130ZM235 222V221H234ZM238 222V221H237ZM237 222H235V223H237ZM259 222H260V220H259ZM261 222V223H262ZM9 223V222H8ZM66 223V222H65ZM220 223V222H219ZM219 223H217V224H219ZM25 224V223H24ZM31 224V223H30ZM30 224H28L27 223V225H26V227L25 228H23V229H20V232L19 233H21L24 237H26V236H28V237H31V234H30V232L32 231H30L29 230V225ZM34 224V223H33ZM37 224V223H36ZM216 224V225H217ZM256 224V223H255ZM39 225H41V223H39ZM111 225V224H110ZM215 225V224H214ZM250 225H252L251 223H250ZM261 225V224H260ZM69 226H71V224L69 225ZM115 226V225H114ZM258 226H259V224H258ZM35 227V226H34ZM40 227V226H39ZM218 228H219V226H217ZM221 227V226H220ZM256 227H257V224H256ZM261 227H262V225L260 226V229H261ZM263 227H264V225H263ZM31 228H33V227H31ZM72 228V227H71ZM170 228H173V230L172 229H170ZM218 228H216V229H218ZM248 228V227H247ZM48 229V228H47ZM174 229H175V231H174ZM215 229V230H216ZM255 229V228H254ZM258 229V228H257ZM30 232H29V231ZM35 230V229H34ZM33 230V231H34ZM245 230H247V229H245ZM244 230V232L246 233H244L245 235H246V237H253V236H257V235H260V234H257V232H254L253 230H252V228H251V230H249V231H245ZM263 231H264V228L262 229ZM261 230V231H262ZM171 231H174L173 233H171ZM258 231V230H257ZM76 232V231H75ZM18 233V234H19ZM170 233L172 234V235H170ZM216 233V232H215ZM259 233V232H258ZM264 233V232H263ZM17 234V233H16ZM27 234V235H26ZM262 234V233H261ZM54 235H56V234H54ZM170 235V236H169ZM213 235H217V234H213ZM4 236V238L3 239H1L2 237ZM167 237H170V240H169V242L167 241ZM264 237V236H263ZM262 237V238H263ZM53 238V237H52ZM54 238H55V236H54ZM60 238V237H59ZM144 238V239H143ZM208 238H211V237H208ZM254 238V237H253ZM259 239H261V238H259ZM208 240V239H207ZM210 240V239H209ZM257 240V239H256ZM202 241V240H201ZM260 241V240H259ZM142 242H144V241H142ZM142 242H141V244H142ZM196 242V243H195ZM254 242H255V240H254ZM257 242V241H256ZM263 242V241H262ZM151 243V244H152ZM146 244V243H145ZM144 244V246H136L134 249V255H133V257L135 258V259H138L139 260V262L140 261H146V258H149V255H147L146 253V251H151L154 247V245L152 246V247H150V248H144V247H146V246H148L149 244H146L145 245ZM210 244V243H209ZM214 244V243H213ZM257 244V243H256ZM264 244V243H263ZM5 245V244H4ZM29 245V244H28ZM34 245V244H33ZM137 245V244H136ZM245 245H247V244H245ZM261 245V244H260ZM35 246V249L36 248H38L39 246L37 245L36 246V244L34 245ZM129 246V245H128ZM135 246V245H134ZM250 246V245H249ZM248 246V247H249ZM253 246V245H252ZM209 247V246H208ZM251 247V246H250ZM249 247V248H250ZM254 247H255V245H254ZM3 248V247H2ZM12 248V247H11ZM28 248V247H27ZM33 248V247H32ZM116 248V249H115ZM131 248V247H130ZM143 248V249H142ZM159 248V247H158ZM217 248H218V246H217ZM256 248V247H255ZM260 248V247H259ZM261 248H263L262 249V252H264V247L262 246ZM5 249H6V247H5ZM5 249L3 250V252L5 251ZM9 249V248H8ZM43 249H45V248H43ZM110 249V248H109ZM109 249H107V251L109 250ZM124 249V248H123ZM128 249V248H127ZM127 249H125V250H127ZM132 249V248H131ZM208 249V248H207ZM211 249V248H210ZM210 249H208L209 251H210ZM214 249V248H213ZM253 249V248H252ZM24 250H26V249H24ZM32 250V249H31ZM33 250H34V248H33ZM47 250V249H46ZM46 250H43V251H41V252H39V251H34L33 253H35L34 254V256H36V258H35V260L36 259H38V260H40V258H41V264H55L54 262H53V259L54 258H58L59 259V250L58 249H56L55 251H54V253H53V255H51V254H49V253H47L46 252ZM110 250H112V249H110ZM145 250V251H144ZM159 250V249H158ZM157 250V251H158ZM9 251V250H8ZM27 251V250H26ZM29 251V250H28ZM27 251V252H28ZM113 251V250H112ZM121 251H123L124 252V254L125 253H127L126 251H124V250H121ZM162 251V250H161ZM164 251H162L163 253H164ZM214 251V250H213ZM249 250H248V248L246 247V246H243V248H241L239 251H234V252H237L240 256H242L243 257V253H247ZM6 252V251H5ZM4 252V253H5ZM109 252V251H108ZM115 252V251H114ZM118 252H120V251H118ZM206 252H208V251H206ZM233 252V253H234ZM3 253V254H4ZM24 253V252H23ZM23 253H21V254H23ZM42 253H43V256H42ZM113 253V252H112ZM116 254H118L117 252H115ZM167 253H169V252H167ZM1 254V253H0ZM123 254V255H124ZM169 254V255H170ZM213 254V256L212 257H215V255L217 256V254H219L218 252H213V253H211V255ZM264 254V253H263ZM32 255V254H31ZM46 255H47V257H46ZM113 256H115L114 255V253L112 254ZM127 255V254H126ZM164 255H166V254H164ZM169 255H168V257H169ZM210 255V256H211ZM221 255H223V254H221ZM234 255H237V254H235L234 253ZM238 255V258H240V256ZM258 255V254H257ZM5 256V255H4ZM20 256V255H19ZM18 256V257H19ZM45 256V257H44ZM153 256V258H155V259H157L156 257H158L159 256V254H156V255H152ZM152 256H150L151 257V259H152ZM162 256V255H161ZM160 256V257H161ZM224 256V255H223ZM233 256V255H232ZM8 257V256H7ZM10 257V256H9ZM118 257H120L119 258V260L121 259V256H118ZM131 257V256H130ZM132 257V258H133ZM159 257V258H160ZM168 257H166L167 259H168ZM226 257H228V256H226ZM235 257V256H234ZM237 257V256H236ZM235 257V258H236ZM259 257V260L261 259L260 257V255L258 256ZM12 258V257H11ZM124 258V257H123ZM122 258V259H123ZM128 258V257H127ZM209 259L208 261H207V259ZM251 258H254V257H252L251 256ZM256 258V257H255ZM254 258V259H255ZM263 258V257H262ZM8 258H6L5 259V257H3L2 255H0V264H6V260H7ZM45 259V260H44ZM101 259H102V257H101ZM105 259V258H104ZM114 259H117L116 257H114ZM165 260V258L164 257H162V259L161 260ZM215 259H217V258H214V261L216 262V260ZM219 259H221V258H219ZM226 259V258H225ZM237 259V258H236ZM250 259V258H249ZM254 259L252 260V261H254ZM264 259V258H263ZM262 259V260H263ZM118 260V261H119ZM123 260H125V261H123ZM123 260H121V261H123L124 262V264L125 263H128L129 264V262H131V260L132 259H130V258H128V259H123ZM159 260V259H158ZM160 260V261H161ZM231 260H233V259H231ZM248 260V259H247ZM247 260H246V262H247ZM33 261V260H32ZM106 260H104L103 262H105ZM110 261H112V260H110ZM115 261V260H114ZM128 261V262H127ZM156 261V260H155ZM218 261V260H217ZM219 261H221V260H219ZM234 261V260H233ZM12 262V261H11ZM23 262H25L24 260H23ZM37 262V261H36ZM133 262H134V260H133ZM138 262V263H139ZM144 262H141V263H143L144 264ZM148 262H150V261H148ZM147 262V263H148ZM223 262H225V261H223ZM236 262V261H235ZM235 262H234V264H235ZM248 262H250V261H248ZM247 262V263H248ZM262 262V261H261ZM38 263V262H37ZM106 263H107V261H106ZM112 263V262H111ZM110 263V264H111ZM137 263V264H138ZM159 263V262H158ZM157 263V264H158ZM163 263V262H162ZM217 263H219V262H217ZM251 263V262H250ZM253 263V262H252ZM263 263V262H262ZM8 264V263H7ZM13 264V263H12ZM35 264V263H34ZM39 264V263H38ZM113 264V263H112ZM117 264H119V263H117ZM121 264H122V262H121ZM164 264H167L166 262L164 263ZM223 264V263H222ZM237 264H239V263H237ZM254 264V263H253ZM261 264V263H260Z\"/></svg>",
	"mask_w": 264,
	"mask_h": 264
}]
</instances>
